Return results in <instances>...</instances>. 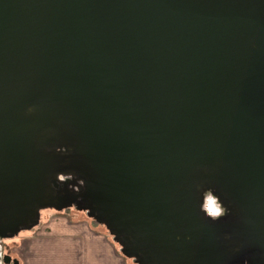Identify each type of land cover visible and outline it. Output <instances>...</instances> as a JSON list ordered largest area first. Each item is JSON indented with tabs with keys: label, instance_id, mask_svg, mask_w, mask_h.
<instances>
[{
	"label": "water",
	"instance_id": "95a60500",
	"mask_svg": "<svg viewBox=\"0 0 264 264\" xmlns=\"http://www.w3.org/2000/svg\"><path fill=\"white\" fill-rule=\"evenodd\" d=\"M72 204L136 264H264V0H0V238Z\"/></svg>",
	"mask_w": 264,
	"mask_h": 264
},
{
	"label": "crops",
	"instance_id": "0c3cea01",
	"mask_svg": "<svg viewBox=\"0 0 264 264\" xmlns=\"http://www.w3.org/2000/svg\"><path fill=\"white\" fill-rule=\"evenodd\" d=\"M22 239L20 264H131L116 241L86 218L57 217Z\"/></svg>",
	"mask_w": 264,
	"mask_h": 264
},
{
	"label": "rangeland",
	"instance_id": "374dc122",
	"mask_svg": "<svg viewBox=\"0 0 264 264\" xmlns=\"http://www.w3.org/2000/svg\"><path fill=\"white\" fill-rule=\"evenodd\" d=\"M63 177V176H61ZM66 186L69 188H72L74 186L73 183H66ZM202 207L205 209L206 213L211 217H219L224 215V211L226 210V207L222 204L221 201L217 198L216 195L212 194L210 191L204 192L202 195ZM57 217H68L69 219H81L86 218L90 220L92 223L98 226H102L93 219L89 217L86 210L79 209L76 205H70L66 207L65 209L57 210L54 208H44L40 212V216L38 219V222L36 223L33 228L28 230H20L17 234H15L12 237H4L0 238V264H20V252L22 247V239L25 235L28 233L30 235H33V233L38 232V230H35L36 227L42 222L46 221L47 219L51 218H57ZM103 230L110 236L108 231L104 226ZM28 236V235H27ZM111 237V236H110ZM117 247L119 246L116 244ZM6 257H8V260L6 261ZM131 264H135V262L128 258Z\"/></svg>",
	"mask_w": 264,
	"mask_h": 264
}]
</instances>
